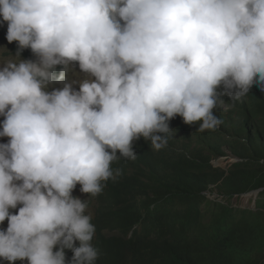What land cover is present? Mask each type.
<instances>
[{
	"label": "clouds",
	"instance_id": "obj_1",
	"mask_svg": "<svg viewBox=\"0 0 264 264\" xmlns=\"http://www.w3.org/2000/svg\"><path fill=\"white\" fill-rule=\"evenodd\" d=\"M0 16L18 44L0 60L8 264H97L89 201L121 174L114 162L137 159L133 142L164 149L177 116L215 131L224 96L264 90V0H0ZM74 62L85 75L69 81Z\"/></svg>",
	"mask_w": 264,
	"mask_h": 264
},
{
	"label": "trees",
	"instance_id": "obj_2",
	"mask_svg": "<svg viewBox=\"0 0 264 264\" xmlns=\"http://www.w3.org/2000/svg\"><path fill=\"white\" fill-rule=\"evenodd\" d=\"M21 56L36 59L31 49ZM223 99L232 106L214 110L222 120L215 131L199 133L198 124L177 116L169 122L175 133L167 147L152 150L141 137L133 142L136 160L121 157L112 164L121 174L104 184L103 215L117 235L94 236L97 264L122 258L127 264H264V90L253 85L240 100ZM230 156L259 167L233 163L222 170L216 160L224 157L228 165ZM251 193L254 205L242 206ZM72 256L66 250L69 262Z\"/></svg>",
	"mask_w": 264,
	"mask_h": 264
},
{
	"label": "rangeland",
	"instance_id": "obj_3",
	"mask_svg": "<svg viewBox=\"0 0 264 264\" xmlns=\"http://www.w3.org/2000/svg\"><path fill=\"white\" fill-rule=\"evenodd\" d=\"M123 23V22H121ZM7 32L4 28V21L2 17L0 16V60L5 59L9 57L10 55L15 56L16 50L14 49L13 43H9L6 39ZM21 59H25L23 56L20 57ZM36 60V59H35ZM33 60V61H35ZM4 67V64L0 62V70ZM57 72H59V66L57 68ZM84 73H82L79 69L78 62H74L73 70L69 73V81L75 80V79H83ZM62 84H54L49 86L48 91L51 92L55 88H62ZM74 88L78 91L79 90V84H75ZM5 117L3 115H0V131H3V121ZM232 136H229L228 139H230ZM10 138L8 137H0V143H7ZM230 162L227 165L226 158H219L217 159V165L221 167L222 170H229L233 163H237L241 165L242 168H247V170H252L254 168H258L259 166H256L257 163H251V161H248L247 159H244L242 157H236V156H230ZM235 169V168H234ZM237 171V168H236ZM80 185L78 184L76 188L73 190L72 195L74 197H78L81 200H87L89 199V195L82 193L80 191ZM254 195L256 193L248 194L241 200L242 206L244 207H252L254 205ZM212 198H215L213 195ZM19 207L21 205H18L17 209L10 210L13 214H16L18 212ZM107 210V200H106V191L105 186L103 188V192L96 196L95 198L90 199L89 201V211L92 213L93 219L92 223L96 227L95 234H100V232L107 235L108 238H113L117 235V232L108 228L109 225L112 223V219L109 215H103V212ZM8 226V221L6 220L2 225H0V229L6 230ZM3 259V258H2ZM0 264H3L2 261H0ZM117 264H127V261L122 258L117 262Z\"/></svg>",
	"mask_w": 264,
	"mask_h": 264
}]
</instances>
